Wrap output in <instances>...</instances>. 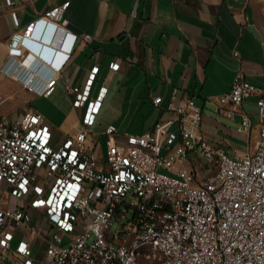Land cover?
I'll list each match as a JSON object with an SVG mask.
<instances>
[{"label":"built area","instance_id":"obj_1","mask_svg":"<svg viewBox=\"0 0 264 264\" xmlns=\"http://www.w3.org/2000/svg\"><path fill=\"white\" fill-rule=\"evenodd\" d=\"M4 4L18 26L16 0ZM69 4L47 8L8 43L10 59L34 52L53 74L40 84L36 74L18 75L17 67L8 66V73L46 97L63 78L83 112L77 133L59 146L43 113L22 109L13 121L0 114V264H264V86L237 76L224 96L228 116L256 97L254 152L232 156L206 139L201 107L177 88L168 120L120 141L109 125L102 145L94 126L108 86L91 96L99 66L84 87L63 73L75 43L93 39L65 28ZM46 33L55 46L41 41ZM119 67L115 61L110 70ZM161 102L153 99L155 106ZM251 124L244 117L239 131Z\"/></svg>","mask_w":264,"mask_h":264},{"label":"crops","instance_id":"obj_2","mask_svg":"<svg viewBox=\"0 0 264 264\" xmlns=\"http://www.w3.org/2000/svg\"><path fill=\"white\" fill-rule=\"evenodd\" d=\"M66 1L65 28L93 39L75 43L63 73L71 84L84 87L92 67L99 66L91 96L108 86L94 126L102 145L109 125L116 126L120 141L125 134H142L168 120L166 108L177 88L181 97H193L201 107L200 132L206 139L232 156L255 151L260 121L256 97L245 99L228 116L224 96L237 76L264 86V0H16L18 26L0 0V114L6 120H15L22 109L43 113L55 146L77 133L83 110L73 106L63 78L46 97L29 91L6 70L17 67L18 75L36 74L40 84L47 81L53 71L42 65L44 60L34 52L10 59L8 43L47 8ZM115 61L120 67L112 73ZM157 96L162 97L159 106L153 103ZM244 117L252 124L239 131ZM171 130L177 132L178 124Z\"/></svg>","mask_w":264,"mask_h":264},{"label":"water","instance_id":"obj_3","mask_svg":"<svg viewBox=\"0 0 264 264\" xmlns=\"http://www.w3.org/2000/svg\"><path fill=\"white\" fill-rule=\"evenodd\" d=\"M47 40H49V33H46V34L43 36V39H42L43 43H44V42H47ZM53 41H54V40L52 39V40H51V43H52Z\"/></svg>","mask_w":264,"mask_h":264},{"label":"rangeland","instance_id":"obj_4","mask_svg":"<svg viewBox=\"0 0 264 264\" xmlns=\"http://www.w3.org/2000/svg\"><path fill=\"white\" fill-rule=\"evenodd\" d=\"M3 110H5V111H7L8 109H7V105H5V106H3ZM166 172V171H165ZM38 242H40L39 244H41L42 243V239H38L37 240V243ZM39 246V245H38Z\"/></svg>","mask_w":264,"mask_h":264},{"label":"snow or ice","instance_id":"obj_5","mask_svg":"<svg viewBox=\"0 0 264 264\" xmlns=\"http://www.w3.org/2000/svg\"><path fill=\"white\" fill-rule=\"evenodd\" d=\"M21 251H23L24 250V248H23V246L21 247V249H20Z\"/></svg>","mask_w":264,"mask_h":264}]
</instances>
